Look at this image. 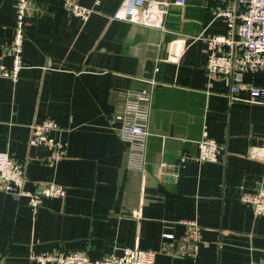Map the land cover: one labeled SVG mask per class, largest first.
<instances>
[{"label": "crops", "instance_id": "1", "mask_svg": "<svg viewBox=\"0 0 264 264\" xmlns=\"http://www.w3.org/2000/svg\"><path fill=\"white\" fill-rule=\"evenodd\" d=\"M63 1L31 0L19 78L0 76V151L25 161L26 189L55 183L66 195L32 211L0 192V264H31L30 251L98 259L123 248L156 251L155 264H264V215L240 202L264 187V163L245 156L264 145V103L245 91L231 99L227 79L209 78L203 38L225 33L212 3L172 6L159 30L110 19L122 0H77L91 9L86 21ZM14 22L15 0H0V67L11 63ZM244 79L263 84L262 73ZM139 88L152 91L142 172L126 168L114 120L126 91ZM45 119L67 145L54 167L43 164L46 149L27 145L30 125ZM203 131L220 144V161L194 159ZM183 221L201 228L195 258L179 256Z\"/></svg>", "mask_w": 264, "mask_h": 264}, {"label": "built area", "instance_id": "2", "mask_svg": "<svg viewBox=\"0 0 264 264\" xmlns=\"http://www.w3.org/2000/svg\"><path fill=\"white\" fill-rule=\"evenodd\" d=\"M212 13L225 23V33L203 38L208 44L205 70L211 79L224 78L230 83L231 99H239L241 91L248 93L249 103H264V0H209ZM122 0L110 19L131 24H139L165 30L166 17L172 6L184 7L185 0ZM64 10L68 15L86 21L91 9L79 4L77 0H64ZM161 11L155 17L150 8ZM35 10L31 0H15V22L13 38L6 49L11 63L0 67V76L13 82L18 80L22 69V47L25 29L31 23ZM263 74V84L256 85L246 81V74ZM152 91L148 88L126 91L121 110L114 116L119 125L116 128L119 139L126 145V168L142 172L146 167L147 143L152 135L150 130V106ZM59 129L52 119L30 125L29 147L47 150L43 164L54 167L66 158L67 145L52 136ZM197 161L217 162L222 158L220 144L209 138L203 131L197 141ZM246 158L264 163V145H250ZM183 161L185 157H180ZM26 163L5 151H0V192L15 199L24 198L32 211H37L44 198H63L65 188L55 183H35L26 189ZM240 202L249 205L254 215H264V187L254 193H242ZM187 232L179 238L178 252L181 257L195 258L202 242L201 228L195 221H183ZM164 239L173 240L169 234ZM156 251L138 248H123L98 259H90L84 251L60 250L36 253L30 251L31 264H155ZM264 263V258H263Z\"/></svg>", "mask_w": 264, "mask_h": 264}]
</instances>
